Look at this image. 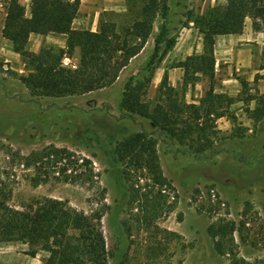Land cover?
Listing matches in <instances>:
<instances>
[{"label": "rangeland", "instance_id": "obj_1", "mask_svg": "<svg viewBox=\"0 0 264 264\" xmlns=\"http://www.w3.org/2000/svg\"><path fill=\"white\" fill-rule=\"evenodd\" d=\"M9 2L30 15L29 1L0 0V206L20 210L47 197L100 213L107 264H264V28L247 18L241 41L219 37L210 79L188 59L203 52L194 20L225 0H168L166 17H156L144 47L111 85L46 97L18 79L24 60L2 35ZM112 3L115 10L102 12L116 13L104 17L119 25L129 24L141 4ZM95 9L87 6L79 16L91 18ZM62 38L28 37L25 48L32 52L38 41L39 48H62ZM131 77L149 112L178 116L172 131L120 108ZM210 86L223 100L205 115L198 106ZM140 134L146 137L138 143L150 147L142 148L144 157L152 148L160 174L119 159L117 147ZM52 148L57 156L34 161ZM221 227L228 231L223 240L217 233L213 238L210 229ZM217 241L228 246L224 252L216 250ZM37 253L43 264L47 252Z\"/></svg>", "mask_w": 264, "mask_h": 264}, {"label": "trees", "instance_id": "obj_2", "mask_svg": "<svg viewBox=\"0 0 264 264\" xmlns=\"http://www.w3.org/2000/svg\"><path fill=\"white\" fill-rule=\"evenodd\" d=\"M139 1L141 4L137 17L129 24L119 25L112 19H106L105 15L116 13L104 11L96 31L72 28L79 0H29V16L25 15L22 7L9 2L5 6L2 35L11 42L13 50L24 60L25 73L20 74L18 79L28 89H35L46 97L83 94L111 85L121 69L144 47L152 33L156 17L165 18L168 13V0ZM247 18L256 22L257 30L264 28V0H225L223 5L209 7L203 16L194 20L203 39V52L188 59H195L197 71L213 78L215 36L242 33ZM163 31L164 25L155 38L156 46L151 59L156 55ZM30 34H61L65 36V45L62 48L42 45L38 52H31L25 48ZM76 49L78 64L72 70L62 65L61 60L64 55L74 56ZM184 68L186 71L188 65L185 64ZM261 78L264 80V75ZM133 81L134 78L131 77L125 83L120 108L128 113L150 117L152 125L163 131H172L178 116L173 118L161 108L149 112L148 105L139 101L140 84ZM166 82L165 73L159 89ZM134 83L139 88L132 89ZM205 94L198 108L205 115H209L212 111L216 112V104L222 103L223 96L214 94L212 86ZM195 114L196 118L200 115L197 111ZM145 137L140 134L126 139L117 147L118 157L120 160L128 158L130 163L133 161L138 166L145 165L155 174H160L153 149L144 157L142 148L150 147H146L149 146L146 141L143 144L138 143ZM58 152L56 148L39 152L40 154L34 156V161H41L44 155L51 153L57 156ZM0 205L4 206V202H0ZM2 206L0 242L24 243L28 246L26 253L31 256L38 250H44L47 256L43 264H107L100 213H85L67 208L61 201L47 197L20 210ZM210 232L213 238L219 234L223 240V235L228 231L221 227L210 229ZM227 247L223 242H216V250L219 252H224Z\"/></svg>", "mask_w": 264, "mask_h": 264}, {"label": "crops", "instance_id": "obj_3", "mask_svg": "<svg viewBox=\"0 0 264 264\" xmlns=\"http://www.w3.org/2000/svg\"><path fill=\"white\" fill-rule=\"evenodd\" d=\"M29 1V0H26ZM116 2V1H114ZM87 6L95 9L94 13L92 14V17H88L87 19H84L83 16H79L80 11H82L84 8H86ZM116 6L115 3H112V0H79V7H78V11L76 14V17L73 20V26L74 28H89V30L91 31H96V29L98 28V23H99V16L100 13L103 10H107V9H112L115 10ZM29 11L28 14L29 15ZM90 16V14H89ZM85 20H87L88 24L85 26H81V23L83 24L85 22ZM77 21V22H76ZM86 22V23H87ZM75 23H77L75 25ZM89 26V27H88ZM245 32H242L240 34H230V35H226V36H230V40L231 42L235 43L237 41H241V39L245 38ZM34 35V36H33ZM36 36H42L39 34H30L29 35V40H32V38L36 37ZM46 37H64L62 38V43L63 41H65V36L61 35V34H47L45 35ZM225 35H217L215 36V43H214V50L216 51V42L218 40L219 37H222ZM33 45V44H32ZM64 43L61 45L63 47ZM39 46H40V42L38 41V43L36 45L31 46L32 47V52H38L39 51ZM56 47V46H54ZM68 59L69 62H73L75 64H78V49L75 50V54L74 57H70V56H66L64 55L62 57V64H63V60ZM131 61V60H130ZM171 85H174V83H172ZM17 242V241H16ZM21 245L26 246V244L21 243ZM37 254L36 253L34 256H31L29 254L26 253V250L24 248H20L17 249L14 244L12 243H5V244H0V264H42L41 261H39L37 259Z\"/></svg>", "mask_w": 264, "mask_h": 264}, {"label": "built area", "instance_id": "obj_4", "mask_svg": "<svg viewBox=\"0 0 264 264\" xmlns=\"http://www.w3.org/2000/svg\"><path fill=\"white\" fill-rule=\"evenodd\" d=\"M62 65L70 67V68H75L77 64L73 63L72 61L69 62L68 59H65V60H63Z\"/></svg>", "mask_w": 264, "mask_h": 264}]
</instances>
